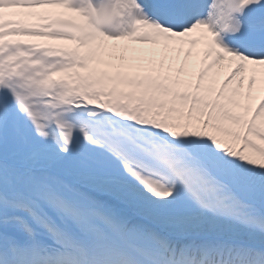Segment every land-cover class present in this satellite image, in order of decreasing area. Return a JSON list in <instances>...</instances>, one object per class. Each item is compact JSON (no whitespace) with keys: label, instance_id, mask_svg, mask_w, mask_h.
<instances>
[{"label":"snow or ice","instance_id":"1","mask_svg":"<svg viewBox=\"0 0 264 264\" xmlns=\"http://www.w3.org/2000/svg\"><path fill=\"white\" fill-rule=\"evenodd\" d=\"M0 264H264V0H0Z\"/></svg>","mask_w":264,"mask_h":264},{"label":"bare ground","instance_id":"2","mask_svg":"<svg viewBox=\"0 0 264 264\" xmlns=\"http://www.w3.org/2000/svg\"><path fill=\"white\" fill-rule=\"evenodd\" d=\"M29 21H33V20H29ZM59 43H60V46L70 47V45L66 41H59ZM109 43L111 44V43H114V42H109ZM126 44H128L129 47H133V48H139V47L151 48L152 47L151 45H138V44H132L131 42H126ZM226 72H227V70L225 69L224 73L226 74Z\"/></svg>","mask_w":264,"mask_h":264}]
</instances>
